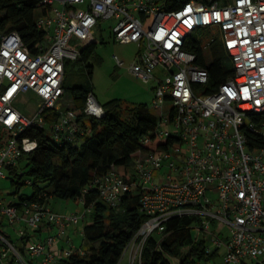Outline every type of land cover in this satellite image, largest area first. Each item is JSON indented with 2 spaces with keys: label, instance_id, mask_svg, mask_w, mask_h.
I'll return each instance as SVG.
<instances>
[{
  "label": "built area",
  "instance_id": "obj_1",
  "mask_svg": "<svg viewBox=\"0 0 264 264\" xmlns=\"http://www.w3.org/2000/svg\"><path fill=\"white\" fill-rule=\"evenodd\" d=\"M176 1L178 6L170 8L163 0H43L51 9L38 21L47 35L40 52L33 53L18 31L1 36L0 126L8 137L0 147V179L22 177L25 186L32 184L24 178L22 162L38 141L23 133L31 126L47 127L53 110L59 115L51 134L62 144L80 145L93 133L89 119L107 114L93 91L82 111L68 103L64 82L67 60L79 59L81 47L96 41L101 23L111 21L116 41L140 47L130 72L145 83L156 82L152 109L159 117L157 134L176 140L134 158L137 180H127L125 171L113 166L84 189H97L116 208L125 192H142L141 209L148 219L139 230L141 240L135 238L125 251L128 264H142L148 237L164 233L169 220L184 215L198 218L194 230L209 240V254L225 247L223 264H264V144H248V133L264 137V0ZM210 27L220 29L234 72L216 90L199 93L211 74L186 45ZM215 39L208 38L205 49ZM114 58L124 65L119 55ZM28 92L40 99L30 115L16 106ZM260 115V120L253 118ZM42 196L45 201L18 205V196L9 201L0 188V264H34L36 258L54 264L58 237L92 210L57 212L52 197ZM78 201L84 206V197ZM46 223L57 226L58 233L36 240ZM10 224L17 225L19 242L5 228ZM78 249H66L65 256Z\"/></svg>",
  "mask_w": 264,
  "mask_h": 264
},
{
  "label": "trees",
  "instance_id": "obj_2",
  "mask_svg": "<svg viewBox=\"0 0 264 264\" xmlns=\"http://www.w3.org/2000/svg\"><path fill=\"white\" fill-rule=\"evenodd\" d=\"M163 1L170 8L178 6L176 0ZM50 9L43 0H0V45L2 35L18 31L33 53L40 52L47 43V35L38 21L48 15ZM206 30L210 35L217 30L220 32L218 27ZM219 32L209 48L213 53L210 62L206 59L205 49L208 38L198 42V34L195 33L186 45L187 49L198 54L201 66L210 71L211 82L205 86L206 92L216 90L234 72ZM97 47V41L81 47L77 60L88 62ZM65 70L64 87L67 92L72 90L74 106L82 111L92 89L82 85L70 88L67 85V62ZM88 71L92 76L94 66L89 65ZM103 105L107 114L102 118H90L93 133L80 145L75 142L62 144L54 139L51 125L59 115L55 110L51 112L47 127L31 126L23 133L38 141L36 150L23 163L35 192L31 196L21 194L15 203L45 201L42 195L46 193L48 200L57 197L77 201L84 197V207L92 206L93 215L83 227L84 244L79 248L82 251L78 249L54 264L121 263L129 244L135 238L141 240L137 236L148 219L141 209L142 192L137 189L125 192L120 207L116 208L105 202L97 189L87 193L84 189L95 175L104 174L113 166L125 168L127 180H137L134 158L143 152L168 148L176 141L174 136L160 137L157 134L159 117L147 103H128L116 98ZM262 117L253 116L255 120ZM248 138L251 147L264 144L262 135L248 133ZM6 139L0 137V147ZM12 172L16 173V168ZM21 179H13L18 184L15 193L25 186ZM197 221L198 218L191 215L175 217L167 222L164 233H152L143 247L142 264H204L217 256V250L208 253L209 240L195 234L194 224Z\"/></svg>",
  "mask_w": 264,
  "mask_h": 264
},
{
  "label": "rangeland",
  "instance_id": "obj_3",
  "mask_svg": "<svg viewBox=\"0 0 264 264\" xmlns=\"http://www.w3.org/2000/svg\"><path fill=\"white\" fill-rule=\"evenodd\" d=\"M111 23V21H104L96 30L95 37L98 42V47L88 62L82 60H67V85L70 88H73L76 85L91 88L102 103L117 98L128 103H147L152 107L154 98L153 86L156 82L145 83L129 70V66L135 60L140 47L137 43L122 44L116 41L112 33ZM214 32L215 33H211L210 35L206 28H202L197 34L200 38H211L213 36L216 37L219 30ZM115 54L124 59V65L120 66L117 64V61L114 58ZM206 58L209 62L213 60V53L209 48H206ZM89 65L94 66L92 76L88 71ZM198 92L202 93L205 92V90L200 89ZM64 99H68V103L70 104L74 103L72 90H69L66 93ZM39 105L40 99L34 92H28L21 95L16 102V106L27 115L34 113ZM152 110L154 113H157L156 110ZM166 127L173 129L171 126ZM0 137L6 139L8 137V131L4 128L0 129ZM23 163L24 162H22V164ZM121 170L125 171V168H121ZM166 171L167 169L163 170V172ZM24 178H27V175H25ZM16 187V184L10 178L0 179V188L9 201L17 196L19 197L21 194L24 196H31L35 192V187L33 185H28L22 187L16 194H13V192L17 190ZM51 203L54 205L55 209L59 210H76L79 208H82V212H85L86 210L82 204H79L78 206V202L73 199L66 200L56 197L51 200ZM92 215L91 212L88 213L85 221L82 222V226L90 220ZM216 225H218V221L214 222V227ZM16 227L17 225L10 224L6 225L5 228L10 233H13L11 234V239L19 242V236L16 235ZM225 232L226 234L228 233L227 229ZM195 234H197V230H195ZM82 242L84 244V236L80 238V243ZM215 248L216 247L213 245V250ZM224 251L225 247L220 248L218 255L208 259L204 264H223L222 255ZM124 259L126 260L124 264H127L129 261V250H127Z\"/></svg>",
  "mask_w": 264,
  "mask_h": 264
},
{
  "label": "crops",
  "instance_id": "obj_4",
  "mask_svg": "<svg viewBox=\"0 0 264 264\" xmlns=\"http://www.w3.org/2000/svg\"><path fill=\"white\" fill-rule=\"evenodd\" d=\"M154 87H155V85L153 86V89H154ZM52 199H54V198H52ZM77 202H78V206H79V201L77 200ZM50 205L57 212H72V211H79L82 209V208H79L76 210L55 209V207L51 203V201H50ZM82 222H84V221H82ZM82 222L79 225L69 226L67 228V231L58 237V240L56 241L55 246H54V249L58 255V259L65 256L64 252L66 249H70V248L78 249L82 246L83 242L80 243V238L83 237V228H81V227H84V225H85L84 224L82 226ZM57 233H58V227L57 226H55L52 223H46V224L42 225L41 228L35 233L34 238L36 240H41V239H45L50 234H57ZM124 258H125V256L123 257L120 264H124V262L126 261ZM40 259L41 258L34 259L33 263L34 264H40V261H41Z\"/></svg>",
  "mask_w": 264,
  "mask_h": 264
}]
</instances>
